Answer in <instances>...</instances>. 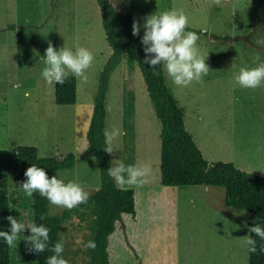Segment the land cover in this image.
I'll use <instances>...</instances> for the list:
<instances>
[{
    "label": "rangeland",
    "instance_id": "rangeland-1",
    "mask_svg": "<svg viewBox=\"0 0 264 264\" xmlns=\"http://www.w3.org/2000/svg\"><path fill=\"white\" fill-rule=\"evenodd\" d=\"M109 1L116 10L129 14L132 23L136 20L141 25L144 17L166 10H183L187 14L188 27L195 31H186L200 37L197 47L207 56L205 63L209 67L203 83L193 82L188 88L194 97L201 92L205 101L214 98L212 107L205 108L211 111L209 119L223 127L231 123L232 129L213 133V137L208 133L202 135L215 143L213 149H220L221 142L231 141L259 171H264V85L256 89L233 87L241 68L264 63V0ZM49 42L57 51L61 47L74 50L79 45L94 55L86 73L87 83L75 77L76 104H55L53 86L42 78ZM109 55L96 0H0V176L6 181L9 207L20 210L27 220L30 198L22 189L13 187L12 149L33 145L41 157L68 152L79 155L86 147L87 113ZM125 59L122 55L108 74L105 104L110 119H114L110 130H125L142 159L157 166L159 123L138 66L133 63L126 67ZM124 69L132 71L126 79ZM163 75L169 89L180 98L185 88L174 85L164 69ZM15 84L20 87L14 88ZM26 91L30 93L27 98ZM129 94L135 104L134 139L126 125L127 114L122 110L126 109ZM205 117L208 116L204 114ZM186 122L197 142V122L188 111ZM120 141L121 137L112 145L110 168L123 158ZM150 175L152 179V172ZM56 177L64 182L78 181L87 192H92L98 185L93 154L88 152L72 168L59 170ZM207 188L206 191L203 185L183 186L187 190L178 195L176 203L143 213V225L140 222L142 228H138L141 233L135 235L136 244L131 243L141 264H247V211L226 206L223 187ZM62 209L49 204L48 212L57 215ZM76 221L61 224L60 239L65 241L64 256L69 264H85V230ZM117 239L122 240L118 229L109 238L108 264H134L132 248L126 243L124 248L122 243L117 247Z\"/></svg>",
    "mask_w": 264,
    "mask_h": 264
},
{
    "label": "trees",
    "instance_id": "trees-1",
    "mask_svg": "<svg viewBox=\"0 0 264 264\" xmlns=\"http://www.w3.org/2000/svg\"><path fill=\"white\" fill-rule=\"evenodd\" d=\"M100 11V21L105 40L110 47V55L99 73L98 83L93 96L92 111L85 132L86 147L79 154L68 152L61 156H38L33 145H17L12 151V184L21 189L26 180L25 170L32 164L44 168L49 178L56 176L61 169L72 168L83 156L91 152L98 169V187L90 192L88 202L71 210L63 208L59 214L50 215L49 201L35 192L30 198L33 220L37 225L44 224L50 229L51 248L60 241L59 228L69 218L87 230L86 241H95L94 250L87 249L85 264H108V236L115 229V221L123 213L133 214V190H121L109 175V154L104 137L106 111L104 97L107 89L108 74L117 65L120 57L126 58L128 66L135 63L142 75L149 103L159 123V182L165 186L203 185L224 188L226 206L247 211L248 236L256 240L257 251L249 252L247 264H264V240L249 229L254 225L264 228V176L246 172L231 162H207L192 140L183 124V112L171 95L165 82L162 66L158 75L144 63L145 53L140 34L132 35V17L116 10L109 0H96ZM186 30H193L189 27ZM195 31V30H193ZM53 86V102L58 105H72L76 100L75 76L69 74L64 84ZM8 192L6 181L0 176V231L10 233ZM45 219L41 220L40 218ZM7 244L0 239V264H9ZM54 253L46 250L36 253L37 264H46V259ZM63 258L64 252L62 253Z\"/></svg>",
    "mask_w": 264,
    "mask_h": 264
},
{
    "label": "clouds",
    "instance_id": "clouds-1",
    "mask_svg": "<svg viewBox=\"0 0 264 264\" xmlns=\"http://www.w3.org/2000/svg\"><path fill=\"white\" fill-rule=\"evenodd\" d=\"M219 3V0H216ZM189 24V18L183 10H166L154 13L144 17V23L141 25L136 20L132 23V35L140 34L141 27L144 32L141 37V44L144 46V63L153 69V75H158L156 69L162 66L170 81L178 87H188L193 82L203 83V78L209 73V67L205 63L207 56L201 54L197 47V41L200 37L193 31H186ZM203 31V30H202ZM208 55V53H207ZM94 55L86 47L77 45L75 49L61 47L58 51L51 42L45 49L44 68L42 69V78L50 85L64 84L69 74L79 78L81 83H87V70L92 66ZM264 85V63L256 67L241 68L234 77L233 87L246 89H256ZM15 84L14 88H19ZM25 97L30 93L25 92ZM126 135L121 128H113L105 132L107 153H113V143L118 138ZM109 175L114 178L117 186L121 190H127L132 186H140L146 182L150 176L152 168L145 164L125 165L123 161H117L113 167L108 169ZM24 176L26 180L21 182L20 188L31 197L35 192L45 197L50 204L66 209H73L80 204L88 202L90 193L78 181L64 182L62 179L53 175L51 178L47 175L44 168L32 164L28 167ZM10 225V233L0 231V239L10 248H17L18 237L23 230L30 231V235L24 237L28 246L27 250L33 253H44L46 250L54 254L46 259V264H69V261L63 258L62 253L65 250V241L60 240L49 247L50 229L44 224L37 225L34 222L21 223L11 215L6 218ZM45 219L44 217L40 218ZM252 233L264 240V228L254 225L249 229ZM244 244L249 252H256V240L250 236H244ZM86 249L94 250L95 241H88ZM264 251V249H261Z\"/></svg>",
    "mask_w": 264,
    "mask_h": 264
},
{
    "label": "crops",
    "instance_id": "crops-1",
    "mask_svg": "<svg viewBox=\"0 0 264 264\" xmlns=\"http://www.w3.org/2000/svg\"><path fill=\"white\" fill-rule=\"evenodd\" d=\"M124 62L126 63V67H127L126 59L124 60ZM132 70L134 69L132 68ZM123 72H124L123 77L124 79H126L125 77L128 76V74L132 71H130L129 69H124ZM188 87L184 89L183 94L180 98H178L172 92L171 88L169 90H170L171 95L176 100L178 106H180L182 109L183 124H184L185 129L188 132H190L187 126V122H186L187 111L190 113L191 116L195 118L197 122V126L195 128V131H197L198 133L197 142L195 138L193 137L192 132L190 133H191L192 140L195 143L196 147L199 149L202 157L207 162H215V161L231 162L235 167L241 170L264 176V171H259L257 169V166L253 165L249 161V156H247L243 152V150L239 148L238 149L235 148L234 144H232L231 141L221 142L220 149H216V148L213 149L215 143L211 142L209 137L203 136L202 133H208L209 136L213 137V133H216V132L221 133L223 132L224 129L228 131H232L231 123L224 125L225 127H223V125H220L219 123H213L211 119H209V117H211V111H206L205 108L206 106L212 107L214 98L208 99L207 101H205V99L203 98V93L201 92L196 94L197 97H194V95L192 94L191 88H188ZM105 96H106V92H105ZM76 102H77V97H76L74 104H76ZM204 103H206L207 105H204ZM184 104L188 106L187 109L185 108ZM104 107L106 111V116L104 120V137H105V132L110 131V126L114 124L113 117L110 119L111 114L109 112L108 106L105 104V97H104ZM122 110L123 112L125 111V114H127V117L125 118V121L127 122L126 125L128 127V131L132 133L133 131H135L134 129L135 127V104H134V98L132 94L127 95L126 109L123 107ZM91 111H92V105H91V109H89L87 113V117L85 120V124H84L85 132H86V129L89 123ZM204 114H206L208 117L204 118ZM76 117L79 119L80 115H77ZM123 131L126 133L125 130ZM134 135L135 134L133 132L132 139H134ZM128 138L129 137L126 135L121 137L120 147H123V151H122L123 158H121L120 161H123L125 165L141 166V165L148 164L152 167L153 175H152V179H151V175L147 177L146 182L144 184L140 186L130 187L133 190L134 213L133 214L123 213L120 216V218L115 221V229L108 236L107 249L109 246L110 236L113 235V233L118 229V231L120 230L121 232L122 240L117 239V243H118L117 247L118 246L120 247V244L122 243L123 246L121 245V248H124L125 247L124 245L126 243L130 248H132V251L134 253V256H135L133 259L134 264H141L140 257L135 251V248L131 245V243L136 244L137 240L135 239V235L141 233V232H138V228L139 227L142 228L143 223L141 221L142 219L144 220L143 213L147 211H152L155 207H161L163 204L174 203V202L176 203L178 199V195H180L181 192L187 189H183V186L161 185L159 182V156H158L157 166H155L154 163H150L146 158L142 159L139 153H137V149H136L137 146L135 147V144H130ZM105 142H106V137H105ZM57 156H61V154ZM109 158H110V154H109ZM110 166H111V159H110ZM112 179L115 185L117 186L114 178ZM184 186H196V185H184ZM97 187L98 185L94 187V190ZM203 187L206 191L209 189L207 188L208 186H203ZM9 215L14 217L21 223H24V220H25V224H27L28 221L29 223L34 222L31 206H30V213L28 215L29 220H27L26 216L24 217V215L21 214L20 210L14 209L13 211L11 207H9ZM30 215H31V219H30ZM123 216H126L124 221L122 219ZM128 216H129V219H128ZM68 220L69 221L76 220V218H69ZM140 222L142 223V225H139ZM83 229L85 230V237L87 238V235H86L87 230L85 228ZM30 234L31 233L29 230L27 229L23 230L21 235L18 237L19 241L17 243V248H10V247L8 248L9 264H37L36 253L28 251L27 250L28 246L26 245L24 241V237Z\"/></svg>",
    "mask_w": 264,
    "mask_h": 264
}]
</instances>
